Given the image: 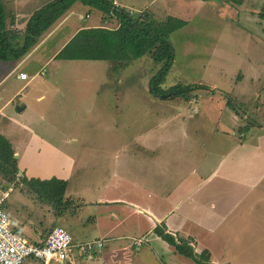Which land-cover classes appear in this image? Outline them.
<instances>
[{
  "label": "crops",
  "instance_id": "0c3cea01",
  "mask_svg": "<svg viewBox=\"0 0 264 264\" xmlns=\"http://www.w3.org/2000/svg\"><path fill=\"white\" fill-rule=\"evenodd\" d=\"M114 3L122 6L120 1ZM84 5L72 6L40 38L38 48L54 42L59 31H64L59 35L63 37L65 31L71 30L67 35L70 37L56 49L51 60L58 59L57 55L81 28L99 27L103 23L110 27L109 20L103 22L100 10ZM82 7L85 9L81 10ZM92 9L99 12L95 20L92 18V24L80 25L72 31L79 19H86L82 12L90 17ZM34 51L35 47L23 59L7 62L14 63L8 75H16L15 81L25 84L2 103L0 111L15 103L20 91L41 75V68L31 71L24 68ZM21 72H27L28 78L21 79ZM38 99L44 100V94H39ZM16 107L18 112L24 110L23 103ZM112 108V112H123L124 102L117 101ZM237 120L232 113L223 118L225 126L232 130V123ZM153 131L118 128L71 133L59 130L47 134L27 130L22 135L26 147L21 153L12 143L20 170L28 178L67 180L65 195L70 205L63 215L56 217L51 205L29 194L21 185L18 187L19 180L14 181L18 188L9 198L12 227L32 241L44 239L53 222L70 232L76 245L72 260L52 259L47 264H198L163 239L156 232L158 226H164L176 239L189 242L198 253L208 250L213 264H264V257L261 261L255 257L259 250H264V131L255 139L230 143L227 150L212 155L195 154L192 158L173 149L169 151V134ZM241 132L245 138L246 130L243 128ZM49 136L61 140L45 139ZM82 140H86V151L81 148ZM108 141L112 144L110 148L106 145ZM75 144L79 145L75 152L83 153L82 156L56 155L72 152ZM65 146L72 150L62 151ZM48 149L53 153L51 164L44 167L42 161L38 168L34 154H43ZM16 190H20L18 199L13 198ZM142 236L147 241L135 246L133 238ZM86 242L103 245L92 251L78 248V244ZM23 264H45V261L29 257Z\"/></svg>",
  "mask_w": 264,
  "mask_h": 264
},
{
  "label": "rangeland",
  "instance_id": "374dc122",
  "mask_svg": "<svg viewBox=\"0 0 264 264\" xmlns=\"http://www.w3.org/2000/svg\"><path fill=\"white\" fill-rule=\"evenodd\" d=\"M49 1L4 0L7 25L25 29L32 13ZM115 1L135 13L149 10L158 20L171 15L186 21L170 35L175 58L162 87L168 89L179 83L196 85L193 95L190 99L178 97L169 101L155 98L150 81L163 62H156L149 51L126 65L113 59L51 60L56 49L70 37L67 35L71 30L65 31L63 37L59 35L64 31H59L54 42L39 48L36 45L37 52H32L24 64L27 71L41 68V75L20 91L15 103L0 111V133L8 136L20 153L26 147L22 135L29 129L47 134L59 130L69 133L118 128L130 132L154 130L169 134V151L173 149L191 158L195 154L212 155L227 150L230 143L255 139L264 131V0ZM75 4L74 8L82 5L80 1ZM82 13L86 19H77L72 31L80 25L92 24V18L95 20L99 15L93 9L90 17L85 11ZM117 23L114 19L107 25L114 28ZM12 64L0 62V106L25 84L15 81L16 75H8ZM200 85L204 88H198ZM41 93L44 100L38 99ZM117 101L124 102L125 111L112 112ZM20 103L24 110L18 112L16 106ZM231 113L238 117L232 123L233 130L223 122ZM243 128L247 129L245 138ZM45 139L61 140L52 136ZM106 145L112 146L109 141ZM65 147L61 150H72ZM77 147L75 144L72 152L56 155L82 156L83 153L75 152ZM82 147L86 151V140H82ZM52 157L49 149L34 154L38 168L43 163L44 167L51 164ZM19 192L13 193L14 199H18ZM11 204L12 199H8L5 205L8 213ZM255 257L261 261L264 250H259Z\"/></svg>",
  "mask_w": 264,
  "mask_h": 264
},
{
  "label": "trees",
  "instance_id": "16d2710c",
  "mask_svg": "<svg viewBox=\"0 0 264 264\" xmlns=\"http://www.w3.org/2000/svg\"><path fill=\"white\" fill-rule=\"evenodd\" d=\"M77 1L100 10L103 13V22L116 19L117 27H105L103 23L99 27L81 28L63 47L57 58L113 59L119 61L121 65H126L129 60L139 58L149 51L156 62H163L161 69L150 81L151 94L155 98L168 101L178 97L191 98L196 85L179 83L168 89L162 87L175 58L170 35L183 27L186 21L171 15L158 20L149 10L135 13L126 7L117 6L114 0H50L32 13L25 29H15L12 27L13 24L7 25L4 0H0V61L7 63L23 59ZM262 17L264 18V15ZM201 87L198 86L200 89ZM14 154L15 150L10 139L0 133V186L6 188L19 180L17 186L22 185L29 194H34L42 202L51 205L56 217L63 215L70 205V200L65 195L68 181L58 178H28L26 175H20L18 160ZM56 225L57 223L53 222L46 229L49 232L43 236L45 238L34 242L44 244L46 237ZM12 229L17 232L13 227ZM156 232L174 245L179 253L192 258L198 264H213L208 250L196 252L189 242L176 239L164 226H158Z\"/></svg>",
  "mask_w": 264,
  "mask_h": 264
},
{
  "label": "built area",
  "instance_id": "2783aa9c",
  "mask_svg": "<svg viewBox=\"0 0 264 264\" xmlns=\"http://www.w3.org/2000/svg\"><path fill=\"white\" fill-rule=\"evenodd\" d=\"M19 77L27 79L28 73L21 72ZM16 183L6 188L0 186V264H23L27 258H39L49 263L52 259L69 261L73 258L72 235L61 225H56L46 237L44 244L31 241L29 238L11 229V218L5 210V204L14 191ZM147 241L146 236L133 238L135 246ZM103 242H86L78 244L83 251H92Z\"/></svg>",
  "mask_w": 264,
  "mask_h": 264
},
{
  "label": "water",
  "instance_id": "95a60500",
  "mask_svg": "<svg viewBox=\"0 0 264 264\" xmlns=\"http://www.w3.org/2000/svg\"><path fill=\"white\" fill-rule=\"evenodd\" d=\"M14 155H15V158L17 159L18 158V154L15 153ZM19 173H20V175H23V172L21 170L19 171Z\"/></svg>",
  "mask_w": 264,
  "mask_h": 264
}]
</instances>
